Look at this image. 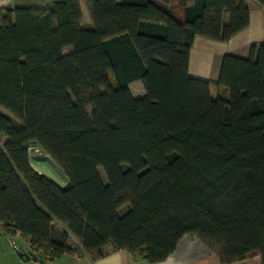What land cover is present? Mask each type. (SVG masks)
I'll return each mask as SVG.
<instances>
[{
  "label": "trees",
  "instance_id": "trees-1",
  "mask_svg": "<svg viewBox=\"0 0 264 264\" xmlns=\"http://www.w3.org/2000/svg\"><path fill=\"white\" fill-rule=\"evenodd\" d=\"M159 1L169 11L155 0L0 10V222L37 256L112 245L157 263L189 235L223 262L264 264V41L224 55L227 98L190 74L196 37L230 40L250 23L248 0ZM31 145L67 184L34 168Z\"/></svg>",
  "mask_w": 264,
  "mask_h": 264
},
{
  "label": "crops",
  "instance_id": "crops-1",
  "mask_svg": "<svg viewBox=\"0 0 264 264\" xmlns=\"http://www.w3.org/2000/svg\"><path fill=\"white\" fill-rule=\"evenodd\" d=\"M59 0H0V10L3 8L32 7L46 8L51 2ZM257 4L250 7V23L241 32L234 35L228 41H217L197 36L190 55L191 76L206 80L212 83V94L218 97L220 90L216 84L219 79L222 60L225 54H232L238 57L247 58L253 44H260L264 41V7L256 0ZM156 4L162 9L169 11L170 6L159 0ZM82 24L91 26L93 19L86 4L82 2ZM67 50H71L68 48ZM134 87V89H133ZM134 97L139 98L146 94V89L141 80L130 84ZM214 89L217 94L214 93ZM225 92L223 93V95ZM227 94V93H226ZM228 95V94H227ZM226 97V96H224ZM227 98V97H226ZM61 185L67 184V179L57 180ZM65 228L57 226L52 231V237L58 242L65 240ZM15 238L20 250L14 249L11 239ZM68 244L77 243V240L70 235L67 238ZM31 246L28 237L17 232L13 236L7 234L0 222V264H262L260 254L236 260L223 262L220 255L212 250L201 239L186 235L179 242L176 250L165 260L152 263L138 252H131L127 249H115L112 245L106 247V253L102 256H90L84 252L51 257L48 255L37 256Z\"/></svg>",
  "mask_w": 264,
  "mask_h": 264
},
{
  "label": "rangeland",
  "instance_id": "rangeland-1",
  "mask_svg": "<svg viewBox=\"0 0 264 264\" xmlns=\"http://www.w3.org/2000/svg\"><path fill=\"white\" fill-rule=\"evenodd\" d=\"M174 2L177 3L178 1L174 0ZM247 2H248V5L250 7H253L255 4H257L254 0H248ZM133 89H134V87H133ZM215 90L216 89H214V93L217 94L218 91L216 92ZM220 92H222V90ZM224 92H222V93H224ZM226 93L227 92H225L224 96L227 97L228 93L227 94ZM3 113L11 117V115L4 110H3ZM32 146H35V147L32 149H29V153H30L32 165L34 166V168L36 170H38L40 173H43V174L51 177L52 179H54L56 181L61 180V179H67L68 180L66 172L64 171V169L51 157L50 154H48L40 146L31 145V147ZM100 173H101V176H102L104 182H107V176H106V173H105L103 168H100ZM127 210H128V206H124L120 212L124 213Z\"/></svg>",
  "mask_w": 264,
  "mask_h": 264
},
{
  "label": "built area",
  "instance_id": "built-area-1",
  "mask_svg": "<svg viewBox=\"0 0 264 264\" xmlns=\"http://www.w3.org/2000/svg\"><path fill=\"white\" fill-rule=\"evenodd\" d=\"M35 146H30L29 147V149H32V148H34ZM11 242H12V245H13V247H14V249L15 250H17V251H19L20 250V247H19V245H18V242H17V240L15 239V238H12L11 239Z\"/></svg>",
  "mask_w": 264,
  "mask_h": 264
}]
</instances>
